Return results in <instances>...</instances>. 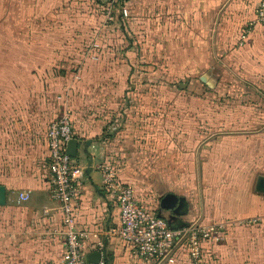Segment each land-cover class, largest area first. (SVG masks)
Returning <instances> with one entry per match:
<instances>
[{"label": "rangeland", "instance_id": "obj_1", "mask_svg": "<svg viewBox=\"0 0 264 264\" xmlns=\"http://www.w3.org/2000/svg\"><path fill=\"white\" fill-rule=\"evenodd\" d=\"M202 1L139 6L126 0L124 12L114 9L108 20L106 6L101 9L108 0H96L90 36L88 23L80 22L87 29L64 23L85 51L66 59L72 65L66 80L79 82L69 95L103 120L115 147L113 165L153 208L172 188L201 195L199 207L212 213L220 198L252 190L254 175L243 176L264 174V21L221 22L216 7L204 13ZM23 24L26 19L17 26ZM1 25L9 31L7 21ZM6 89L0 86V98H9ZM237 232L242 241H232L235 252L205 254L204 247L202 264H223L220 253L234 256L227 264H264V234L244 241Z\"/></svg>", "mask_w": 264, "mask_h": 264}, {"label": "crops", "instance_id": "obj_2", "mask_svg": "<svg viewBox=\"0 0 264 264\" xmlns=\"http://www.w3.org/2000/svg\"><path fill=\"white\" fill-rule=\"evenodd\" d=\"M161 1L173 5L178 0H137L139 6ZM189 1L185 0V5ZM95 3V0H0V86L10 91L9 98H0V184L4 185L6 195L5 203L0 204V264H48L63 252L62 212L49 193L45 131L48 121L65 108L71 111L73 137L78 139L76 155L72 156L74 173L80 182L75 224L87 235V255L98 250L96 245L101 242L109 264H192L182 247L169 263L143 257L116 233L119 209L115 195L103 185L100 167L113 164L111 150L115 147L103 134L100 116L90 110L86 114L85 107L76 106L78 100L69 95V87L79 85L78 80L67 81L65 77L72 70V65L66 62L68 55L85 51L73 44L77 33L74 28L65 32L64 23H78L77 28L86 27L80 22L88 23L90 36L96 28V16L91 12ZM257 4L258 0H204L200 5L204 13L216 7L221 22L237 23L246 18L254 20ZM86 6L90 8L88 12ZM25 19L27 24L18 27ZM4 21L8 22L9 31L1 25ZM3 39H9L13 45H4ZM253 160L249 166L255 164ZM117 174L132 185L125 170L117 168ZM251 174L252 190L247 186L244 192L220 198L212 213L200 208L198 194L170 188L160 198L167 192L184 196L187 211L180 218L188 223L223 222L226 238L209 243L204 252L221 248L233 253L232 241H242L238 229L247 237L244 241H258L264 234V192L254 189L256 172L243 176L245 181ZM134 192L147 209L159 212L160 198L153 208L138 197L135 189ZM162 213L166 215L168 211L163 209ZM255 219L263 221L254 224ZM218 260L223 264L235 263L231 254L227 258L220 253Z\"/></svg>", "mask_w": 264, "mask_h": 264}, {"label": "built area", "instance_id": "obj_3", "mask_svg": "<svg viewBox=\"0 0 264 264\" xmlns=\"http://www.w3.org/2000/svg\"><path fill=\"white\" fill-rule=\"evenodd\" d=\"M124 1L108 0L104 18L111 20L114 9L120 14L124 12ZM254 21H264V0H258ZM73 136L67 108L48 121L45 138L50 171L49 193L62 212L61 233L64 239L61 256L48 264H105L101 242L96 245L101 253L99 260L88 259L85 249L87 235L75 224L80 182L74 173L72 156L66 151L67 141ZM100 167L103 185L115 195L119 209L116 233L143 257L169 263L175 260L176 251L182 247L192 264H202L204 245L224 238L226 229L223 222H191L187 226L170 227L165 217L150 211L138 200L130 184L117 179L112 165L101 164Z\"/></svg>", "mask_w": 264, "mask_h": 264}, {"label": "water", "instance_id": "obj_4", "mask_svg": "<svg viewBox=\"0 0 264 264\" xmlns=\"http://www.w3.org/2000/svg\"><path fill=\"white\" fill-rule=\"evenodd\" d=\"M78 139L72 137L67 141L66 151L71 156H75L77 152ZM254 189L257 192H264V174H258ZM5 187L0 184V204L5 203ZM160 209L157 215L163 216L166 218L170 227L177 228L182 226H187L189 223L180 218L181 214H184L187 211V203L184 196H178L173 192L165 193L159 201ZM167 210L166 215L162 213V210ZM100 250H94L88 253L87 257L89 260L97 262L100 258Z\"/></svg>", "mask_w": 264, "mask_h": 264}, {"label": "trees", "instance_id": "obj_5", "mask_svg": "<svg viewBox=\"0 0 264 264\" xmlns=\"http://www.w3.org/2000/svg\"><path fill=\"white\" fill-rule=\"evenodd\" d=\"M95 1H96V0H95ZM124 2H126V0H125ZM106 5H107V4H106ZM106 5H104L101 9H104V7H105ZM94 8H95V7H94ZM69 112H70V120L72 121V114H71V111H69ZM112 167H114V169H115V175H116L117 179L120 180V181L123 182V183H127V182L122 181V180L120 179V177L118 176L116 166L112 164ZM127 184H129V183H127ZM131 186H132V185H131ZM132 187H133V186H132ZM134 193H135V192H134ZM135 196H136V194H135ZM136 197H137V196H136ZM205 245H206V244H205ZM205 245H204V247H205ZM104 261H105V264H109V257L107 256V254H106L105 258H104Z\"/></svg>", "mask_w": 264, "mask_h": 264}]
</instances>
